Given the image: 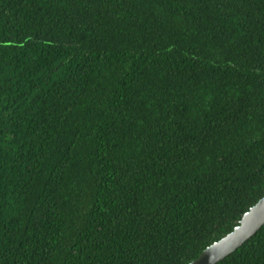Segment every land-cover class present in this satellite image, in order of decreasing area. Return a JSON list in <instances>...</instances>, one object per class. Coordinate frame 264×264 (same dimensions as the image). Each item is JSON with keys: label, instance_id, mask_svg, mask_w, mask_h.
<instances>
[{"label": "trees", "instance_id": "trees-1", "mask_svg": "<svg viewBox=\"0 0 264 264\" xmlns=\"http://www.w3.org/2000/svg\"><path fill=\"white\" fill-rule=\"evenodd\" d=\"M262 196L264 0H0V264H188Z\"/></svg>", "mask_w": 264, "mask_h": 264}, {"label": "water", "instance_id": "water-1", "mask_svg": "<svg viewBox=\"0 0 264 264\" xmlns=\"http://www.w3.org/2000/svg\"><path fill=\"white\" fill-rule=\"evenodd\" d=\"M264 225V196L244 212L232 230L208 245L188 264H217L235 252Z\"/></svg>", "mask_w": 264, "mask_h": 264}]
</instances>
